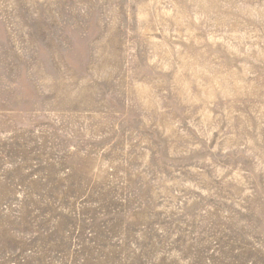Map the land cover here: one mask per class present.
Returning a JSON list of instances; mask_svg holds the SVG:
<instances>
[{
    "label": "rangeland",
    "instance_id": "obj_1",
    "mask_svg": "<svg viewBox=\"0 0 264 264\" xmlns=\"http://www.w3.org/2000/svg\"><path fill=\"white\" fill-rule=\"evenodd\" d=\"M0 264H264V0H0Z\"/></svg>",
    "mask_w": 264,
    "mask_h": 264
}]
</instances>
